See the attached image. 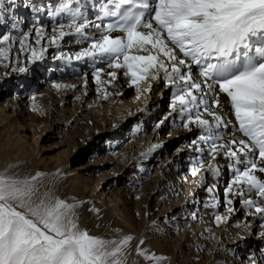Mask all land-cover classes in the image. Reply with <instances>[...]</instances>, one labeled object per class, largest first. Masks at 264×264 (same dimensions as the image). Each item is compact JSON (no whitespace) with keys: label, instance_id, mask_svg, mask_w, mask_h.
Instances as JSON below:
<instances>
[{"label":"snow or ice","instance_id":"snow-or-ice-1","mask_svg":"<svg viewBox=\"0 0 264 264\" xmlns=\"http://www.w3.org/2000/svg\"><path fill=\"white\" fill-rule=\"evenodd\" d=\"M8 4L16 7L15 0ZM23 6L42 11L28 2ZM3 11L0 0V23ZM48 15L57 24L54 34L35 23L20 40L0 33V60L10 61L13 45L24 51L25 42L35 36L36 45L46 41L39 50L28 46L36 63L45 59L48 47L62 49L68 38L87 46L74 54L60 50L52 58L92 69L98 85L115 88L122 76L140 93L139 99L143 83L162 82L171 90L170 104L156 126L168 121L197 133L183 151L189 174L199 175L200 187L212 196L208 207L216 209L221 203L216 184L208 185L207 177L219 180L231 173L224 188L231 215H216L215 221L230 220L241 211L233 205L240 203L244 215L264 228V0H59ZM74 72L86 87L88 73L78 68ZM143 91L150 93L152 84ZM115 94L123 93L105 88L103 98ZM161 147L153 145L149 152ZM42 176L0 172V264H127L134 238L121 230H115L114 238L90 233L80 224L78 208L84 202L41 193ZM143 244L141 239L136 247L140 257L149 262L167 259L149 254Z\"/></svg>","mask_w":264,"mask_h":264},{"label":"bare ground","instance_id":"bare-ground-1","mask_svg":"<svg viewBox=\"0 0 264 264\" xmlns=\"http://www.w3.org/2000/svg\"><path fill=\"white\" fill-rule=\"evenodd\" d=\"M24 2L26 3L28 2V0H25ZM15 3L17 4L18 2L15 1ZM4 7H7V2H4ZM38 7L41 9V6ZM26 8L27 7H23V5L21 4H17V6L13 10H11L12 8H10V11L11 13L13 12V14H15L14 18H17V13L20 15L23 14L24 16L26 15V12H24ZM27 9L29 10L30 8ZM3 16L5 19L6 15L3 14ZM18 18L21 17L18 15ZM11 20H13V16ZM6 21H3L2 24L4 25L5 23H7ZM47 21L48 23H51L50 25L53 26L43 27L50 32L53 28H55V22L52 18ZM66 29L67 28H65V30ZM8 30L11 31L10 34L15 37L16 40H20L23 38V35L21 34H12V31H19L18 26L15 29L10 26V29ZM49 34H53L52 31ZM35 39L36 37L34 36L31 37L29 41L25 42L24 51H21L18 44L13 45L10 61H5V63H3V61L0 60V64L2 63V65L4 66V70L0 71V78L2 79L1 82L3 83V86L8 87V89L4 90V95L1 94L0 96L4 97L6 95V97H4L3 104L0 105V108L4 110L8 108V113H3V111L0 112V123H5L4 126L8 125V136L2 143L3 147H0L1 149H5V147L10 146V150L16 154H14L16 157H18L17 155H19V159L21 161L27 160V162L23 164L20 163L21 165L17 164L18 166L13 163L12 166L10 164L12 162L8 164V159L4 157L2 153H0V168L6 167L5 169L10 170L11 172H9L15 176L24 178L35 175V170L31 162L29 161V153L33 150L31 144L28 143V139L30 137H28V135L26 134H23V130L24 132H30L29 134L34 135L32 137H34L37 143L39 140V134L42 135L49 129H52L53 132L55 131L56 133H58L59 127L70 123V120L71 122L77 121L79 130L75 132V135L84 136V139L81 142L82 146H84L89 141H93L94 139L97 140V142L94 143L96 146L92 149V153L97 159L96 161H98L96 163L99 164V166H103L104 164H106V162L109 161V158H106L107 160L104 159L105 157H107L106 155L108 154V149L110 148V146H114L116 144L115 142L118 141H113L111 140V137H107L103 142L102 135L108 134L113 130L117 131L115 133H120L121 129H123L124 127L125 119L127 117L135 119L139 112L143 113V111L145 110L149 111L148 105L151 104L152 100H158L166 96L167 93L170 99V89L168 90V88L165 87L164 91H158L157 87H155L158 85L157 82L148 81L141 85V91L143 92V94L140 95L139 99H137V96L140 93L137 92L131 93L128 98H126L125 96L121 100L123 94H127V91L117 92L116 90H114L111 91V93L123 92L122 95L115 94L119 95V100L116 107H114L110 102L112 98L115 97V95H111V100L109 98L110 101L102 98L101 96V107L98 105L95 107L96 110L94 108V111H90L88 115H85V102L79 103L80 97L78 96L83 95L84 92L86 93L89 91L85 87V89H82L80 91V95L77 96V87H71L72 85H78L79 80L69 79L68 81H65V83H63L65 79L63 81H60V79H58L59 81L56 82L54 79L52 80L54 82H45L47 84V88H45L46 90L38 94H29L28 88H32L35 86H33L32 84L29 85L31 83L30 80L34 79L32 75L36 70L35 64L41 66L44 63L43 61H38L37 63L31 62L28 46L31 44L33 47H36L37 50L41 47V45L40 47L38 46L39 48L36 46V44L34 43ZM50 56L51 59H49ZM50 56L46 59L51 60L53 64L57 65L59 61L63 62V60L53 59V55ZM77 63L78 65L81 64L79 62ZM9 64L10 66H7ZM18 67H27L29 69V75H26L27 73H21L19 71L12 70ZM73 69H76V66H73L72 70ZM48 71H54L55 73H57V71L53 70L52 68H49ZM193 71L195 74V69ZM52 75L54 74H47L46 76L47 78H51ZM149 83L152 84V91L150 93L147 91H143L148 87ZM57 84L67 85V87L57 88ZM144 84H146V86ZM11 87L13 88L12 90L9 89ZM106 89L109 92L108 87H106ZM74 97L76 98L75 107L74 109L70 108V111H72L73 113L68 111L67 109L66 111H64L61 117L57 118L56 116L58 115V113H55L56 105L58 106V104L62 102L69 105L74 100ZM117 98L118 97H116L115 99ZM105 100H107V102H104ZM221 100L224 101L225 97L221 96ZM31 102H34V104H40L38 112L35 115L33 113H30V111H28L27 109V104L30 105ZM87 103L91 104L92 102L88 101ZM158 103L160 102L158 101L157 104ZM112 106L115 110L109 116L107 110H109ZM152 106H155V103H153V101ZM102 108L106 109L104 115H101ZM225 111H228V109L225 108ZM65 112L67 113V115L65 114ZM118 113L123 114V116H117ZM21 122L25 123L24 126L23 124H21ZM140 124L141 126L138 127ZM170 125L171 124H169L168 121H165L163 125L155 129L156 131H158V133L155 132V134L157 136H159V132L160 134H163V131L167 130ZM133 126L134 128H136V130L135 133H132L131 137L135 135V138L133 137L134 139L130 143H128L129 151L131 150V147H133V144H135V146L137 147H140L143 140L142 138L138 137L139 133L142 132L141 130L143 124H138L135 120ZM188 133L194 134L196 132H188L184 128H182L179 131L170 132L169 134L164 136V138L172 139L177 135L181 136L182 134ZM85 134H87L88 137H85ZM184 136L187 135H183L182 137H180V139L184 138ZM162 140L163 139L161 138V141L156 144H162L163 147L156 149L155 151L149 152V149H151L153 145H156L155 143H152L151 145L145 144L143 150H146L147 148L149 149H147L144 154H131V159L133 160V163L131 164H134L133 169L137 172H140L141 174L135 175V178H137L136 182L138 184L142 183L139 188H134L130 185L131 183H127L125 179L123 180V176L120 175L122 170L121 168L120 171H116L115 174L103 176L100 181H96V183L92 185L94 187L93 190L96 191L98 185L100 186L102 184L103 186L101 187V190H103V193H105L104 199L110 202V204L103 205L102 209H100L96 214L97 218L102 221L103 226L111 222L113 215H115L116 218L118 217L120 220H122L124 224L127 223L128 225L129 222H131V225L134 224V222L131 220V216L137 215L138 217H143V220L141 221L140 226L137 229L138 236L135 237L130 243L135 242V244L138 245L141 239H144L148 236L151 241H146L144 239V244L140 247L146 248L149 254L155 253L157 256L167 257V259L163 261L149 262L143 257H140L137 253L135 255H133L134 253H132L127 256V264H264V237L260 235L261 232H264V228L260 227L259 220L252 217H246L244 215L240 220H238L239 225L243 226L247 221L250 222L251 226H243V228H240V226L237 227L236 225L237 221L231 223L233 222V219L230 222L224 221L217 223L209 219V216L212 215L211 213V215H209V212L206 213V209L218 211L220 207L227 208V206H225L224 204V188L226 186L225 183L230 179V172H225L222 177L219 178V180L214 179L211 176L207 177L208 185L216 184L217 186V198L220 200L221 206L216 209L207 206L213 201L211 197L205 196V188L200 187L199 175L191 176L189 174L187 166V155L183 151V149L186 148L184 145V147H180L176 151V154L179 157L178 160H182V163L175 160L174 155H171L160 165L159 168H157L155 172L156 175H154L155 178L153 180H150V178L147 177L154 164L159 162L161 155L166 150V147L162 143ZM107 143L110 145H108ZM77 150L78 149H76V151ZM115 153L116 154L114 156L112 155L115 158L120 159L121 156H124L123 153ZM127 160L129 162L130 157H128ZM129 163L125 165H128ZM219 163L221 166L226 167V163L223 159H220ZM14 164L16 166H14ZM183 166L186 167L180 174L178 170L181 169V167L183 168ZM185 177H187V179H185ZM117 183L122 185L115 191ZM150 185L152 186L148 187ZM146 187L153 189L147 191L148 189H144ZM112 188H114V191L111 190ZM175 194L179 198V201H173L172 197ZM137 197H142L144 198V201H149L151 203L150 206H146V209H139L137 207ZM195 197L197 199L196 201L201 202L200 206H202V210H198V208H195L192 210V214L190 216H187L186 213L189 210L191 201H193ZM237 208H241L242 210V205L240 204L239 206H237ZM147 212L154 214L156 213V215H154L153 217L145 218ZM239 212L241 213V211H238L236 214H239ZM193 214H195V218H193ZM225 215H229V213L226 212ZM259 251H262V253ZM233 252L237 253L233 254ZM254 254L256 256L252 257Z\"/></svg>","mask_w":264,"mask_h":264},{"label":"rangeland","instance_id":"rangeland-1","mask_svg":"<svg viewBox=\"0 0 264 264\" xmlns=\"http://www.w3.org/2000/svg\"><path fill=\"white\" fill-rule=\"evenodd\" d=\"M15 1L18 2L17 4H21V5H24V3H25L24 2L25 0H23V1L15 0ZM55 1H57V2H53V0H45L44 2H42L41 5H39V0H28V3L35 5L37 8H39L38 6H41L43 8V10L36 13L31 8L29 10L26 8V10H24V12H26V15L24 16L23 14L20 15L17 13L16 14L17 18H15L16 20L13 21L11 19H12V16L15 17V14H13V12L11 13L10 8H12V7L9 6L8 0H5L4 2L5 3L7 2V7H4L3 14L6 15L7 19L5 18V19H3V21L7 20L6 22L8 23V25H7V23H5L4 25L2 24L3 22L0 23V33H5V34L11 33V31H9L8 29H10V26H12L11 24H13V22H15L17 24L18 29H19L18 32L12 31V34H14V35H19V34L23 35L25 32H27L29 29H31L33 27L34 23L38 27L39 26H53V25H50L51 23H48V21H46V19L49 20L51 18V17H47V16H49L48 11L50 9L54 11L55 8L58 6L59 0H55ZM44 3H46L45 6H44ZM55 3H57V5H53ZM17 4H16V6H17ZM48 4L51 7H48ZM13 9L14 8H12L11 10H13ZM18 15L21 18H18ZM89 15H90V18H94V16H92V14H89ZM54 26L56 28L57 24H54ZM49 33H51V31ZM36 39H37V37H36ZM66 40H67V43L62 42V44H63L62 49H57L55 46L48 47V51L45 54V59L42 60L44 62L43 65L39 66L38 64H35L36 70H35V73L32 75L35 80L34 79L30 80L31 83L29 84V85L32 84L33 86L34 85L35 86L32 88L31 87L28 88L29 94H38V93L46 90L45 89V88H47L46 83L48 81L54 82V81H52L54 79H55V82L59 81L58 79H60V81H63L65 79L63 83H65V81H68L69 79H71V80L76 79V80H79V84L76 85L77 86L76 89H78L77 90V92H78L77 96L80 95V91L82 89H85V87L81 86L83 84V77L76 74L74 72V69L72 70L73 66H76V69L78 68V69H81L82 71H85L88 73L86 88L89 92H86V93L84 92L83 95L78 96L81 98V99L79 98V103L85 102V105H84V107H86L85 112H84L85 115H88V113L90 111L91 112L94 111V108L96 106L99 105L101 107L100 103H101V99L103 98L104 89L106 87H108L109 93H111V91H114V90H116L117 92L118 91L119 92H121V91L126 92L127 91V94L126 93L123 94L121 100L125 96H126V98H128L131 95V93H137L138 92L137 89H135L134 87H130L127 84H125L124 78L122 76L120 78L118 86L115 88L110 87L106 84L105 85H98L94 82V80L92 78V69L86 67L83 64L78 65L77 62H73L72 64H69L65 61H63V62L59 61V63L56 65V64H53L51 60H47L46 58L49 57L50 55L59 54L60 50H63L64 52L69 53V54H74L75 52L79 51L82 47L87 46V44L74 43L72 40H70L68 38H66ZM44 43H46V41L42 42L41 47L44 46ZM36 46L40 47V45H36ZM10 57H11V54H10ZM49 59H51V56ZM3 63H5V61H3ZM0 66H1L0 71H3L4 66L2 65V63L0 64ZM49 68H52L53 70L57 71V73H55L54 71H52V72L48 71ZM47 74L48 75L54 74V75H52L53 77L51 76V78H47V76H46ZM26 75H29V71L27 72ZM102 79L107 80L108 77L104 76V77H102ZM1 81H2V79L0 78V89H1L0 90V96H1V94L4 95L5 89H8V87L3 86V83ZM144 85L146 86V84H144ZM155 87H157L158 91H162V90L164 91L165 90V86L162 82ZM9 89L12 90L13 88L11 87ZM101 96H102V98H101ZM4 97H6V95ZM4 97L3 96L0 97V105L3 104ZM116 97H118V98L115 99ZM68 98H70V97H68ZM109 98L111 100V95L109 96ZM109 98L107 100H109ZM58 99H60V98H58ZM75 100H76V98L74 97V100L73 101L71 100L72 102L69 105H67V103L64 104L63 102L62 103L64 105L62 103H59L58 106L56 105V112L55 113H58V115L56 117L57 118L61 117L63 115L64 111H66L67 109H68V111H70V108L74 109ZM87 100L89 102H92V103L88 104ZM107 100H105L104 102H107ZM118 100H119V95H115V97H113L110 102L112 103V105L114 107H116L118 104ZM152 101H153V103H155V106H152ZM152 101H151V104L148 105L149 111L145 110V111H143V113L139 112L137 114V116L135 117V119L127 117L125 119L124 127H123V129H121L120 133H115L117 131L113 130V131L109 132L108 134L102 135L103 136L102 137L103 142L106 140L107 137H111L112 138L111 140H113V141H118V142H115L116 144L114 146H112V147L110 146V148L108 149V154L106 155L107 157H105L104 159L107 160L106 158H109L108 159L109 161L106 162V164H104L103 166H99V164L96 163L98 161H96L97 159L94 157V154L92 153V149L96 146L94 143H96L97 140L94 139L93 141H89L84 146H82L81 142L84 139V136L75 135V132L77 130H79V126H77L78 125L77 121L71 122V120H70V123L59 127L58 133H56L55 131L53 132L52 129L51 130L49 129L48 131L44 132L42 135L39 134L38 135L39 140L37 143H36V140L34 139V137H32L34 135L29 134L30 132H24V130H23V134H26V135H28V137H30L28 139V143L31 144L32 149H33V150L31 149L32 151H30V153H29L30 154L29 161L31 162V164L35 170V174L36 173H42L43 174L42 178L38 182L40 192L41 193L49 192L52 196L65 199L66 201H69V202L79 203V202L83 201L84 203L78 208V213H79V217H80V224L82 227L88 229L90 231V233L100 235V236H104V237L114 238L117 235L115 230H121L122 234L131 235L133 238L137 237L138 236V230L137 229L140 226V223L143 220V217H138L137 215L131 216V220L134 222V224H132L133 225L132 226L130 224L131 222H129V225L127 223L124 224L122 220H120L118 217L116 218V216L113 215L112 220L109 224L104 225V226L102 225V221L100 219H98L96 216L97 211H94L93 209L100 210V209H102L103 205L110 204V202L108 200L104 199L105 193H103V190H101V187L103 186L102 184L100 186L98 185L96 191L93 190L94 187L92 185L94 183H96V181L97 182L100 181L103 176L115 174L116 171H120V168H121L122 170H121L120 175L123 176V180L125 179V181H127V183H131L130 185L132 187H134V188L138 187L139 188L142 183L138 184L136 182L137 178H135L136 177L135 175H139L140 172H137L136 170L133 169L134 164L133 165L131 164V163H133V160L131 159V154L132 155L134 153H137L139 155L144 154V152L147 151V149H149V148H147L146 150H143L145 144L146 145H151L152 143L156 144V143L161 141V138L163 139L162 143L165 145L166 150L161 155L159 162L154 164V166L150 170L149 174L147 175V177L150 178V180H153L155 178L154 175H156L155 172H156L157 168H159L160 165L169 156L174 155L175 160L182 163V160H178L179 157L177 156L176 151L180 147H184V146L186 147L190 143V141L197 136V133H194V134L188 133V134H182L181 136L177 135L172 139H170V138L165 139L164 136H166L170 132H176V131H179L182 129V127H178L176 124H171L167 130L163 131V134L162 133L160 134V132H159V136H157L155 134V132L158 133V131L155 130L157 128L156 125H157L158 121L161 120L164 117V115L169 111L170 99H169V95L167 93L166 96H164L158 100H152ZM158 101L160 103L157 104ZM60 104H61V106H60ZM92 105H94V106H92ZM39 106H40V104H34V102H31L30 105L27 104V109H28V111H30V113H33L35 115L38 112ZM113 106L110 107L109 110H107L109 116L115 110L113 108ZM6 109L5 110L1 109L0 112L3 111V113H5L8 111V108H6ZM62 109H63V111H62ZM95 110H96V108H95ZM101 111H102L101 115L102 114L104 115V113L106 112V109L102 108ZM70 112H72V111H70ZM65 114L67 115L66 112H65ZM117 116L121 117V116H123V114L118 113ZM135 120L138 124L142 123L144 126V127L142 126V130H141L142 132L139 133V135H138V137L142 138L143 140H142L140 147H137V146H135V144H133V147H131V150L129 151V148H128L129 144L128 143H130L135 138L134 137L135 135L131 137L132 133H135V130H136V128H134V126H133ZM21 124H23V126H24L25 123L21 122ZM4 125H5V123H3V124L0 123V146L1 147H3L2 143L8 136V132H7L8 125H6V126H4ZM140 126H141V124L138 127H140ZM23 129H24V127H23ZM183 135H187V136H184V138L180 139V137H182ZM85 137H88L87 134H85ZM146 140H149V141H146ZM108 143H110V142H108ZM108 145H110V144H108ZM1 147H0V153H2L3 156L8 159V164L10 162H12L10 164L13 166V163H15L16 165L17 164L21 165L20 163L23 164V163L27 162V160L21 161L19 159V155H17L18 157H16L15 156L16 154L10 150V146L5 147V149H1ZM76 149H78V150L76 151ZM115 152H118L120 154L123 153L124 156H121L120 159L115 158V157H113L116 154ZM128 157H130V161H129L130 163L127 160ZM127 163H129V164L125 165ZM15 164H14V166H16ZM5 166H7V165H5ZM185 167L186 166H183V168L181 167V169L178 170L180 172V174L185 169ZM1 168H0V172H3L6 170L5 169L6 167L5 168L1 167ZM129 179H131V180H129ZM227 183L228 182H226L225 184H227ZM116 185H117V187L115 188V191L122 184L117 183ZM151 186L152 185H150L148 187H151ZM148 187H146L144 189L145 190L148 189L147 191H150L151 189H153V188H148ZM111 190L114 191V188H112ZM204 194H205V196L211 197V199H212V196L206 190H205ZM136 199H137L136 201L138 203L137 207L139 209L140 208L146 209V206L148 207L151 204L149 201H144L143 200L144 198H142V197H137ZM172 199H173V201L174 200L179 201V198L177 197L176 194L172 197ZM196 200L197 199L195 197V199L193 201H191L189 210L186 213L187 216H190L192 214V210L195 208H198V210H200V209L202 210V206H200L201 202L196 201ZM239 205H240V203H236L233 206L237 207ZM208 212H209V215L212 214L211 216H209V219L213 222H216L214 219V217L216 215H220V216H230L231 215L230 213H229V215H225L226 212H228V211H227V208H224V207H220L218 209V211L206 209V213H208ZM154 215H156V213L154 214V213H148L147 212L145 218L153 217ZM235 215H233V217L231 216V219L227 220V222H230L233 219V222H231V223H234L237 221L236 225H239L238 220H240L244 216V210L242 209L241 213L239 212V214H235ZM131 220H129V221H131ZM240 228H243V226L240 225ZM144 239L146 241H151L150 238H148V236L145 237ZM136 247H137V244H135V242L130 243V245L128 246V249H129L128 256L132 253H134L133 255H135L137 253ZM255 250H257V249H255ZM263 250H264V247H263ZM259 252L262 253V251H259ZM235 253H237V252H233V254H235ZM231 254H232V252H231ZM254 256L255 255H253L252 257H254Z\"/></svg>","mask_w":264,"mask_h":264}]
</instances>
